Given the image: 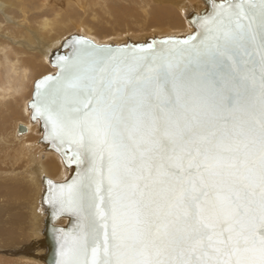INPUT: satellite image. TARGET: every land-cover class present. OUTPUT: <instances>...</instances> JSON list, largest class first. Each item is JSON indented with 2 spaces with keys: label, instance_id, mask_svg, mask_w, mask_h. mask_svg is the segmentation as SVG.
Instances as JSON below:
<instances>
[{
  "label": "snow or ice",
  "instance_id": "obj_1",
  "mask_svg": "<svg viewBox=\"0 0 264 264\" xmlns=\"http://www.w3.org/2000/svg\"><path fill=\"white\" fill-rule=\"evenodd\" d=\"M218 7L190 50L77 40L63 88L37 84L32 107L91 159L60 186L84 220L60 264H264V0Z\"/></svg>",
  "mask_w": 264,
  "mask_h": 264
},
{
  "label": "rangeland",
  "instance_id": "obj_2",
  "mask_svg": "<svg viewBox=\"0 0 264 264\" xmlns=\"http://www.w3.org/2000/svg\"><path fill=\"white\" fill-rule=\"evenodd\" d=\"M182 1L192 4L194 8L197 7L196 4L200 6L201 2ZM174 2L175 0H0V90L8 84L9 77L16 78L13 84L15 89L10 92L12 95L5 93L2 96L3 91L0 94V181L4 180L0 182L1 196H4L7 190H11L10 184L6 181L7 176L18 170L33 174L37 179L39 173L36 171L39 165L46 175L54 178L63 177L61 175L55 177L45 171L44 163L47 161L58 162L60 168L63 167L60 159L54 154H46V157L41 159V146L36 144L39 137L36 132L37 124L30 123L26 110L34 80L54 71L46 58L47 51L53 48L54 41L75 31L82 32L98 42L121 40L128 35H149L153 31L160 33L184 31L186 24L177 27L167 24L168 20L175 17H179L181 22L185 23L180 8L174 13L161 16L160 18H163L161 24L153 23L154 11L163 5L173 7ZM27 38H32L39 44L28 47L27 43L30 41ZM16 62H19V65L15 69L12 65ZM18 123L32 126L31 131L21 136L16 135ZM11 134V144H2V138L6 135L10 142ZM18 144L23 150L21 155L15 158L14 151H18L16 149ZM33 185L36 183L33 182ZM13 189L15 194L16 192L19 194L23 187L18 185L13 186ZM1 200L0 198V202ZM5 202L9 208L8 214L13 215L19 205L15 206V200L8 197ZM32 211L35 219V210ZM2 263L41 264L0 248V264Z\"/></svg>",
  "mask_w": 264,
  "mask_h": 264
},
{
  "label": "water",
  "instance_id": "obj_3",
  "mask_svg": "<svg viewBox=\"0 0 264 264\" xmlns=\"http://www.w3.org/2000/svg\"><path fill=\"white\" fill-rule=\"evenodd\" d=\"M206 7L202 8L199 13L195 10L187 15L188 21L193 26L187 33L181 34H149L142 38L126 37V42L116 43V41H109L108 43H98L94 39L83 35L82 33L73 32L69 34L57 47L53 54L50 56V63L56 70L52 73H47L37 78L33 83V90L31 98L28 101V108L30 109V121L38 123L39 138L36 144L42 145L46 151L57 153L66 167L68 173L62 180H54L48 176L42 175V195L40 204L42 212L46 215L45 226L41 232L43 237V244L45 248L44 261L46 264H60L62 260V250L67 252L71 247L72 239L81 233L84 225L83 214L78 211L73 205L69 204L67 200L63 202L59 198L61 191L60 186H67L74 181H80L88 174L91 167V159L88 155L82 154L80 162L77 163L73 153L77 150L76 146L70 144L65 140L61 142L58 135L53 131L51 122L46 119L44 114L37 112L32 107L34 103L39 106L37 99V84L47 80V84H42L40 88L41 97L43 101L45 96L49 93L56 92L63 88L68 72L75 66L80 65L82 61V53L84 46L77 44V40H85L94 45L96 48L101 49H125V55L136 56H152L167 52L169 49L176 48L178 50L191 49L193 45L199 46L201 41L204 40L205 32L203 22L206 19L212 18L219 11V5L239 3L240 0H203ZM154 33V32H153ZM189 37H198L196 40L190 42L189 45H165L160 43L165 40H179L183 41ZM151 46V47H149ZM251 51V49H249ZM106 55V53H101ZM50 78V79H49ZM59 78V79H58ZM35 117V118H34ZM18 134L27 131L24 123L18 124ZM66 191V189H65ZM65 218L66 222L57 224V220Z\"/></svg>",
  "mask_w": 264,
  "mask_h": 264
},
{
  "label": "bare ground",
  "instance_id": "obj_4",
  "mask_svg": "<svg viewBox=\"0 0 264 264\" xmlns=\"http://www.w3.org/2000/svg\"><path fill=\"white\" fill-rule=\"evenodd\" d=\"M177 2H178V4H176ZM177 2L175 0V2H174L175 4H173L174 5L173 7L163 5V6H160L159 8H157V10L154 11L155 17L153 19V23L161 24V22L163 20V18H160L161 16H164L165 14L168 15L169 13H174V12L178 11L180 8L181 13L183 14L185 23H182L181 20L179 19V17H175L173 19L168 20L169 22L167 24L171 25V26H176V27L180 26V24H186V26H185L186 30L169 32V33H160L159 31H153L154 33L151 32L150 35L151 34H160V36H161V35H165V34L166 35L181 34V33H187L190 29H191V31L194 30L193 26L191 25V23L187 19V15H189V13L193 10H195L196 13H199V11L202 8L206 7L204 1L201 0L200 6H198L196 4V6H197L196 8H194L192 4H189L186 1L179 0ZM177 16H179V15L177 14ZM173 29H175V28H173ZM80 33H82V32H80ZM82 34L85 35L84 33H82ZM68 35L69 34L65 35L62 39H60L58 41H54L53 46H52L53 48L47 51V57L46 58L48 59V61L50 60V56L53 54V51L57 47H59V45H61L62 41ZM147 35L148 34H143V35H139V36L128 35L126 37L130 36V37H133L135 39H137V38L145 39L143 37H146ZM85 36H87V35H85ZM87 37H89V36H87ZM126 37L124 39H121V40H109V41H116V43L126 42L127 41ZM90 38H92V37H90ZM92 39H94V38H92ZM27 40L30 41L27 43L28 47H32L36 43L39 44V42L37 40H36L37 42H35L32 38H27ZM109 41H105V42L96 41V42L108 43ZM44 47H47V46L44 45ZM49 63H50V61H49ZM18 65H19V62H16L12 66L15 67V69H16V66H18ZM50 65H51V63H50ZM53 68L55 71L56 68L55 67H53ZM25 71H27V70H25ZM54 71H52V72H54ZM52 72H50V73H52ZM15 79L16 78H14V77L8 78V80H7L8 84L4 86L5 88L2 86L4 89L0 90V94L2 91L4 93L2 96H4L5 93H10L11 91H13L15 89V86L13 85L15 82ZM26 108H27L26 110L29 113V121H30V113L31 112H30V109L28 108V102H27ZM30 123L31 124H37L36 132L38 133V123H32L31 121H30ZM24 124L27 127V131L24 133L18 134V131H17L18 126H17V128H16L17 130L15 131L16 135L21 136V135H24L27 132L31 131L32 126H29L26 123H24ZM38 135H39V133H38ZM11 137H12V134L10 135V142H9L7 135H6V137L5 136L3 138L1 137L3 139L2 144H4V143L6 145L11 144ZM38 145H40V144H38ZM40 146H41V151H42L41 152V159H44V157H46V154H54L60 159V162H61L62 167H63V169H61L58 162L52 163V161H47L44 163L45 171L47 173L51 174L52 176L60 177V175H61L63 177L62 178L50 177L43 172V170L40 168L39 165H38V171H36L39 173L37 179L33 176V174H29L26 171H19V170L16 173L14 172L13 174H10L9 176H7L8 179H6L3 176L6 179V181L10 184L11 190L10 191L7 190L6 194L4 196L0 195V198L2 199L0 202V246H2V247H0V248L7 249L10 252H15L17 254L23 255V256L27 257V259H29V260L33 259V261H38L41 264H46L44 261L45 248H44V244L42 243L43 237L41 234V232L45 226L44 218L46 216L42 212V206L40 204L41 203L40 198L42 195V182H41L42 181V175L48 176L54 180H62L67 175L68 171H67L66 167L64 166V164L62 163L61 157L57 153L51 152V151H46L43 149L42 145H40ZM16 149L18 151H16V150L14 151L15 158H17L21 155L23 147L20 144H18ZM62 173H63V175H62ZM3 177H1V178H3ZM0 182H4V180H2ZM33 182L36 183L35 186L34 185L32 186ZM18 185H21L23 187V190H21L19 194H17V192L15 194L13 186H18ZM7 197L15 200V203H14L15 206H16V204H17V206L19 205L18 210H16V212H14L13 215L8 214L9 208L7 207L8 205L5 202V199ZM30 203H32V204L30 205ZM32 210H35V219H33L34 217L32 216V212H34V211H32ZM64 222H66L65 218H60L57 220L56 223L61 224ZM11 260L12 259H10V261Z\"/></svg>",
  "mask_w": 264,
  "mask_h": 264
}]
</instances>
